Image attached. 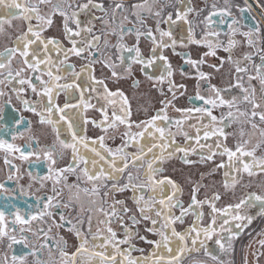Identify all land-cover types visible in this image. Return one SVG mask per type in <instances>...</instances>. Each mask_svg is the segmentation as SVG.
<instances>
[{"label": "snow or ice", "instance_id": "6c2138e0", "mask_svg": "<svg viewBox=\"0 0 264 264\" xmlns=\"http://www.w3.org/2000/svg\"><path fill=\"white\" fill-rule=\"evenodd\" d=\"M176 2L185 5V0ZM112 3L111 8H105L97 0H0V8L15 10L0 15V33L4 32L5 22L11 26V20L17 16L27 22V29L15 37L12 46L0 51V101L8 95L5 89H10L23 111L34 113L39 118V124L52 127L60 148V152H57L56 144L41 148L39 141L32 136L27 138L28 143L24 146L0 139V150L5 152V164L17 172L19 169L9 159L10 156L21 161H29L30 157L35 156L39 161L43 153V159L48 165L47 174L29 175L39 185V189L45 188L48 182L52 185L51 194L36 197L34 211L21 213L17 208L11 224L5 212L0 211V244L7 240L9 249L15 244L29 249L20 255L13 254L12 264H27L29 256L34 258V264H57V254L59 264H183L186 256L201 250L217 264H226L207 248L206 241L218 237L214 242L221 253L232 252V241L239 232L233 230L231 221L246 220L250 224L252 217L241 215L239 209L244 205L254 206L255 202L260 203V214L264 215V195L250 192L238 203L218 208L220 192L205 194L200 199L199 193L205 185L197 182L192 185L190 200L185 207L181 199V185L163 175V165L165 161L176 158L177 154H182L179 159L185 165L214 163L217 156L226 157L209 172L212 175L217 169L225 170L223 188L226 192L240 183L243 174L248 177L264 174V155H257L258 149H264V128L257 123L258 118L259 123L264 124V33L259 25L243 31L240 20L231 11L230 0H224L225 7H218V0H214L211 10L199 21L204 25L199 38L196 37V20L188 17L190 13L199 17L205 9H194L190 6V0L187 6L175 9V19L173 12L167 11V7L171 6L170 0H136L128 6L126 0H112ZM41 5H48V11L42 13ZM97 10L103 15H94ZM238 10L241 16L249 11L247 8ZM57 15L62 17L63 38L68 46L54 37L46 38L42 35ZM82 15L87 17V21L80 19ZM33 20L37 21L36 25L31 23ZM148 20L155 21V29L148 26ZM96 21L100 23L98 30ZM177 21L188 25L186 41L173 38L171 27ZM161 23L168 24L169 30L161 29ZM154 33L159 34V39ZM128 36L135 37L134 45L125 43ZM222 36L227 38L226 42ZM237 36L242 37L243 41L238 40ZM141 37L151 41L153 54L157 49L164 48H172L175 52L178 43L182 47L195 44L207 49L198 59H192L189 53L180 54L187 64L197 70V92L194 99L201 101V105L191 108L176 106L177 93L183 95L181 90H186V85L177 84L172 79L173 69L167 57L160 55L145 60L139 47ZM241 43L252 51L244 52L237 58L233 53ZM111 49L116 50L120 66L125 65L124 53L129 54L127 59L130 63L125 67L128 76L132 75V63L152 67L156 60L164 61L167 76H149L148 79H157L161 84L166 82L171 95L165 94L163 88L158 89L163 97L159 101L161 106L148 119L133 121L130 102L124 92L120 89L110 90L103 78L95 77L92 66L102 63L109 69L110 78H125L124 74L116 70L118 65L110 62L111 55L100 59ZM218 49L227 53L226 59L217 57ZM53 51L57 53L55 59L49 54ZM72 56L87 63L77 71L74 64L68 63ZM254 56H259V63L253 61ZM208 57L217 58L218 63L208 64ZM14 59L20 65L15 69L12 66ZM225 63L234 68V73L230 74L235 84L229 87L238 88L240 94L226 98L223 93L228 89L214 84L208 87L211 95L202 93L200 81L211 80L212 74L202 71L201 66L208 64L209 68L218 73ZM249 64L252 65L251 71ZM84 73L88 74L87 91L95 94L98 102L104 101L99 108L89 102L90 97L84 94L85 88L77 83ZM62 80L64 83H60ZM253 81L259 82V90ZM138 83L134 81V85ZM73 89L80 92L79 104L75 107L95 108L100 112L102 119L86 123L90 122L93 127L100 128L104 135L87 138L73 130V125L69 124L71 142L61 138L58 124L65 117L60 115L59 120L55 117L64 113L69 104L60 107L55 101L61 92L68 94ZM29 91L37 98L35 101L25 98ZM11 102L9 96L7 103ZM242 104L250 106L251 110L247 107L242 109ZM109 106L112 108L110 116ZM170 108L178 116H170ZM215 109L227 111L217 116L214 114ZM2 113L3 105L0 103V121L4 119ZM10 123L11 128L4 124H0V128L11 132L13 140L23 138L21 128L31 131V121L25 125L23 116L13 117ZM233 124L241 127L239 138L230 147L226 141L229 136L236 134L227 129ZM245 124L250 126L247 133L243 127ZM121 126L124 128L120 133L121 143L115 147L109 146L106 140H115V133ZM133 128L138 131H133ZM187 129H192L194 135ZM110 130L113 131L111 136L108 135ZM257 131L260 139L253 144L252 138ZM177 136L183 137L184 145L175 144ZM193 140L195 144L190 145L189 142ZM81 147L93 155H86ZM68 149L71 151L69 164L56 167L57 159ZM190 155H198L199 160L189 159ZM69 176L75 177L71 183ZM12 178L9 175V179ZM203 178L204 174H201V180ZM3 187L0 184V189ZM126 193L131 195L126 196ZM205 206L210 210L206 224L203 223L205 213L202 210ZM62 209H69L70 212L66 215ZM189 214L193 216L191 223L177 230L175 226L183 225ZM17 225L21 233L19 239ZM141 225H144L143 233H151L158 239H148L147 235L142 234ZM234 227L242 230L247 224L237 223ZM60 229H66L75 237L73 251H67L68 241L60 234ZM23 233H31L36 242L32 243L31 237ZM136 241L151 245V249L146 253L137 246ZM258 243L264 247V239ZM45 250L48 252V260L42 259ZM134 252L140 254L133 255ZM0 264H8L7 255L0 259Z\"/></svg>", "mask_w": 264, "mask_h": 264}, {"label": "flooded vegetation", "instance_id": "af4514ba", "mask_svg": "<svg viewBox=\"0 0 264 264\" xmlns=\"http://www.w3.org/2000/svg\"><path fill=\"white\" fill-rule=\"evenodd\" d=\"M98 3H102L105 8H111L113 6L112 0H97ZM136 0H126V6L135 3ZM214 2V0H190V6L193 7L194 9H205L204 12L200 14L199 17L195 16V13H190L189 14V19H195L196 20V37L199 38L202 35V31L204 29V25L200 24L199 21L203 19V16L208 14V11L211 10V5ZM171 6L167 7V11L173 12V19H175V9L178 7H184L188 5V0H185V5H180L176 2V0H170ZM218 7H225L224 0H218L217 3ZM41 12H47L49 6L48 5H41ZM230 7L233 15L240 20L243 31H247L249 27L259 25L260 28L262 29V33H264V0H230ZM239 8H247L249 11L245 12L243 16H241L240 11L238 10ZM9 11H15V10H9L6 8H0V15H7ZM96 16H101L103 13L101 11H95L93 13ZM167 12L165 13V15ZM82 21H87V17L82 15L80 17ZM33 25H36L37 21L33 20L31 22ZM96 24V29L98 30L100 28V23L99 21L95 22ZM147 24L149 27H152L155 29V21L154 20H148ZM130 26V25H129ZM4 27V32L0 33V51H3L6 47H11L12 46V41L15 40V37L20 35L22 31H25L27 29V22L22 20L19 16L11 20V26L7 22L3 25ZM161 29L167 31L169 30V25L165 23H161L160 25ZM222 28L224 26H221ZM187 29L188 25L183 24L181 21H177L175 25H172L171 30L173 32V38L176 39L177 41H180L181 39H185L187 37ZM157 38L159 39V34L154 33ZM44 37H54L58 40H60L65 46L67 45V41L64 40L63 38V28H62V17L60 16H54L53 17V24L50 27H47L46 31L42 33ZM222 39L225 40L226 42V37L222 36ZM166 41L168 40L167 37L164 38ZM238 40L243 41V38L240 36H237ZM114 42V38H112ZM125 43L129 46H132L136 43L135 37L134 36H128L125 38ZM139 47L142 51V54L145 57V60L153 58V56H160L163 55L167 57L168 62H170L172 69H173V76L172 79L177 83H183L186 85V90L182 89L181 91L184 92L183 95H178V99L175 101V104L177 107H183V108H191L194 106H199L201 105V101L194 99L196 92H197V80H196V69L193 68L191 65L187 64L185 62V59L182 57L183 53H189L191 55L192 59H198L199 56L207 51L206 48L202 46H198L195 44H188L187 47H182L179 43L176 45L175 52L173 51L172 48H164V49H157V51L153 54L152 53V48L153 45L150 40L144 39L141 37L140 42H139ZM252 51L251 49L245 47L243 43L234 50V56L237 58L241 57L244 52H250ZM179 53V54H178ZM53 59L56 58L57 53L55 51L49 53ZM62 55V54H61ZM108 55L112 56V61L110 62H115L118 67L117 71L124 74L125 78L123 79H113L111 77V73L108 68L104 67L102 63H97L93 65L92 67L94 68V75L97 79L103 78L105 80V83L108 85L109 89L112 91H116L117 89H120L121 91L124 92V94L128 97L130 106H131V119L133 121H141V120H146L148 119L151 115L155 114V111L161 106L159 101L163 99V97L160 95V92L158 91L159 88H163L164 93L167 95H171L168 93V84L165 82L161 84L157 79H148L149 76L157 78L160 77L162 74L164 76H167V73L165 71V65L164 61L161 60H156L154 66L152 67H145L140 64L132 63L131 64V69H132V75L127 79V74L125 73V67L130 61L127 59L129 54L127 52L124 53V56L126 58L125 65L120 66L119 65V60L117 59V54L115 49H111L110 51L106 52L104 56H101L100 59H106ZM217 57L219 58H225L227 57V53H225L222 50H217ZM208 64L212 63H218L217 58L214 57H208ZM253 61L255 63H259V56H254ZM68 63L74 64L76 66V70L79 71L80 66L83 64H86L87 61L78 59L75 56L70 57ZM208 64L202 65L201 70L209 73H213L214 71L208 67ZM13 68H17L20 65H18L15 61L13 60L12 64ZM250 71L252 69V65H248ZM143 69V71L141 70ZM224 71H227L229 73H234V68L232 66L228 65L225 63L224 65ZM226 75V74H225ZM181 76V77H180ZM233 76V75H232ZM46 78V77H45ZM227 79V78H226ZM245 81H247V77H244ZM230 80L233 81L230 82ZM134 81H139L138 85H134ZM228 86L226 87H220L222 89H228L225 93L226 98H231L232 96H236L240 94V90L235 87H229L230 85L235 84L234 79H229ZM140 82L142 84H147L151 85L153 87V91L147 92L141 89ZM190 82L193 83V86H190ZM60 83H64V81H60ZM83 88H85V96L90 97L89 102L93 105H96V108H99L101 104L104 103L103 100H100L99 102L95 98V94H90L87 89L89 88V81H88V74L84 73L80 80L77 81ZM256 88L259 90L260 85L258 81H253L252 82ZM209 84H213L212 80L209 81H200V91L204 93L205 95H211V93L208 91ZM215 85V84H214ZM2 87V86H0ZM218 87V86H217ZM141 90V91H140ZM6 92H8V95L3 98V101H0L3 105V116L4 119L0 121V124H4L6 127L11 128V120L13 117H24L25 125L29 121H31V131H24L23 128H21V131L23 132V138H17L13 140L12 134L9 131H6L3 128H0V139H4L8 142L14 143L18 146H24L28 143V137L32 136L35 137L36 140L39 141V145L41 148H46L50 147L53 144H56L57 146V152H60V148L58 145V142L56 140V133L53 131L52 127L50 125H40V127L46 128V132L43 130L38 131L36 128V124L39 122V118L32 112L28 111H23L21 109V106L19 102L16 100L15 94L10 91V89H5ZM145 95L146 100L145 102L141 105L138 106L135 104V98L136 95ZM9 96H11V104H8L7 101L9 99ZM192 97L193 99H189ZM27 99L35 101L37 98L29 91V93L26 95ZM79 99H80V92L73 89L70 91L68 94L61 92L58 97H56V104L59 105L60 107H63L65 103L69 104V107L65 109V112L62 114H57L55 119L59 120L60 115H64L65 119L62 121H59L58 127L61 133V138L71 142L72 139V133L69 130L68 125L72 124L73 125V130L77 131L80 135H84L87 138L94 139L100 135H104V133L101 131L100 128L93 127V125L90 122L86 121H91V120H97L99 121L102 119L101 114L99 111H97L95 108H87L85 109L83 106L80 108L75 107V105L79 104ZM156 101V104H155ZM245 107L248 108L247 105H241V108L244 109ZM251 110L250 108H248ZM137 110H141L142 113H139ZM112 108L111 106L108 107V112L109 116L111 115ZM222 111H227V109H215L214 114L219 116ZM168 114L170 116H178V113H176L174 110L171 108L168 110ZM195 122V121H192ZM42 129V128H41ZM124 130L123 126L120 127L119 131L115 133L116 139H107L106 143L111 146L115 147L116 145H119L121 143L120 140V133H122ZM174 130V129H173ZM190 133L194 135V132L192 129H187ZM133 131H138V129L133 128ZM228 132L230 133H235V124H233L231 127L227 129ZM113 134V131L110 130L108 135L111 136ZM231 136H229L230 138ZM228 140L226 143L230 147L234 146L235 143H232L231 141ZM214 140V138H213ZM255 144L256 142H252ZM176 145H184V140L183 137L177 136L176 137ZM190 145H194L195 141H190ZM98 147V146H97ZM175 149V145L173 146V151ZM136 149H129V151H135ZM81 151L85 152L86 155L92 156L93 154L83 147H81ZM17 156L19 154H16ZM182 154H177L176 156H179ZM257 155H264L262 154V150L257 152ZM9 159L12 160V163L15 164L19 171L17 172L15 169H12L9 165L5 164V152L3 150H0V184H3V189H0V211H4L6 215V219L8 220L9 224H11V221L15 218V212L16 209L19 208L21 213H27L30 210L34 211L35 210V205H36V197L37 196H43V195H49L50 189H36V188H25L23 184L21 183V176L26 175L30 180H32L31 176L29 173L32 175H36L37 173L41 175L47 174V163L43 159V153H41V159L39 161L36 160V157H30L29 161H21L20 159L12 158L11 156ZM189 159L193 161H198L199 156L198 155H190ZM71 160V151L70 149L64 150V154L62 157H59L57 159V164L56 167H65L69 164ZM221 160H226V157H220L217 156L215 158L214 164L220 163ZM213 162H208L204 163L205 165H211ZM166 161L163 165L164 167V172L163 175L169 176L175 181H177L182 189H183V184L180 180L174 178L170 173L166 172L165 168ZM195 164H201V163H195ZM194 164V165H195ZM82 166V165H81ZM209 167V166H208ZM225 170L222 169V174ZM9 175H12V179H9ZM18 177V179H17ZM224 177V176H223ZM75 180L74 176H69V182H73ZM51 184V182H49ZM191 188L188 191L187 197H184V193L181 196V199L183 200L185 207H187V204L189 203L190 200V192ZM213 192H218L216 190L209 192L207 195H211ZM254 192V191H246V195L242 196L240 198L243 199L245 198L248 193ZM27 193V195H25ZM255 193V192H254ZM126 196H130L131 193H126ZM260 195V194H257ZM205 195H202V190L199 193L198 198L203 199ZM65 198H67V193L65 192ZM238 203V202H237ZM130 204V202H129ZM230 204H235V202H231ZM227 204H222L221 201L219 200L217 202V207L222 208ZM29 206H32L31 209ZM261 205L259 202H255L254 206H248L244 205L239 209V213L241 215H248L251 217H255L258 215L257 209L260 210ZM65 214L67 215L70 210L69 209H62ZM203 212L205 213L204 215V220L203 223H208L209 221V216L208 212L210 211L207 206H205L203 209ZM178 214V210H177ZM236 213L234 212L233 215ZM56 219H59V216H56ZM193 219V216L189 214L185 218V223L183 225L177 224L175 227L177 230H181L185 227H187ZM254 220L251 221V223ZM247 224V227H242V231L240 229H235V224ZM250 224L245 221H231V224L233 226L234 231H238L240 234L237 237H242L241 235L245 233V229L250 227ZM150 226V225H149ZM17 227V239L20 238L21 233H19V225ZM144 227V225L142 226ZM85 228H87V224L85 223ZM55 231V230H54ZM60 234L65 236V238L68 241V248L67 251L71 252L74 250V245L76 244L75 237L68 233L66 229H60L59 230ZM148 236V239L150 240H155L158 239L157 236L152 235L151 233H143ZM23 235L31 237V233H23ZM264 239V230H262V238ZM260 239V240H261ZM215 240V237H214ZM214 240H208L206 241V246L207 248L213 252L212 247L215 246ZM31 242L35 243L36 238L31 237ZM8 241L5 240L3 244H0V259H2L5 255L8 256V264H10V257L13 254L20 255L23 254L24 252L28 251L29 249H25L23 245L21 244H15L11 249L7 247ZM138 247H141L145 250L147 253L151 249V245L145 244L143 242L136 241ZM253 254L252 256H244V259H246L247 264H264V261H262V246L259 243H255L253 246ZM140 253H133V255H139ZM220 256V252H219ZM259 257V258H258ZM48 252L45 250V252L42 255V259L48 260ZM210 257L204 255L203 250H201L199 253H193L192 256H186L184 260L186 262H199V264H212V261L209 259ZM221 258V256H220ZM28 259L32 262H34V258L29 256ZM55 260L57 261V264H59V256L58 254L55 256ZM211 261V262H210ZM242 264H245V260L242 261Z\"/></svg>", "mask_w": 264, "mask_h": 264}, {"label": "rangeland", "instance_id": "374dc122", "mask_svg": "<svg viewBox=\"0 0 264 264\" xmlns=\"http://www.w3.org/2000/svg\"><path fill=\"white\" fill-rule=\"evenodd\" d=\"M226 74V75H225ZM130 76H127V79ZM181 77V76H180ZM227 78V79H226ZM229 79H234L232 74H230L227 71H224L222 68L220 72H213L212 73V83L215 84L218 87H226L228 86ZM230 82L233 83L232 80ZM141 89L146 91V93L153 91V87L151 85L142 84L140 82ZM190 86H193V83L190 82ZM141 91V90H140ZM146 100L145 95H136L135 98V104L138 106H141ZM156 104V101H155ZM250 108V106H248ZM139 113H142L141 110H137ZM257 123L259 124V127L264 128V124H260L259 120L257 118ZM36 128L38 131L41 132L43 130L46 132V128L40 127L39 123L36 124ZM241 125L235 124V134L234 136H231L229 138V141L232 143H235L236 139H238V132ZM245 132L247 133L250 131V126L247 124L243 125ZM42 128V129H41ZM247 138V137H246ZM260 139L259 132L257 131V134L255 137L252 138V142H257ZM262 150V154L264 153V149H258L257 152ZM209 166V167H208ZM205 165V164H191V165H185L181 162V160L176 156L174 159H170L166 161L165 168L166 172L170 173L174 178L180 180L183 184V193L184 197H187L188 191L190 187H192L193 184L197 182H201L205 185L204 188H202V195L208 194L209 192H212L214 190L220 192L221 194V203L222 204H230L231 202H239L240 198L244 195H246V191H254L256 194L264 195V174H258L255 177H248L247 174H243V178L241 179L240 183L237 184V186L234 189H230L227 192L223 188V182L224 177L222 174V169H217L212 175H209V172L215 167V164L212 163L211 165ZM201 174H204L203 180H201ZM21 183L25 188L31 189V188H39V185L36 184L33 180H30L28 176L22 175L21 176ZM52 185L48 182L46 187L43 189H51ZM259 212V213H258ZM258 215L255 217H252V220H254L249 228L245 229V233L242 234V237H235L232 241L233 243V251L229 253H221L219 246L214 244L215 246L212 247L213 254L221 256V260L225 261L226 264H242V261H244V256H252L253 254V246L255 243H258V241L262 238V230H264V215L260 214V210L257 209ZM220 221H218V224ZM143 225L140 226L141 231H143ZM244 229V228H243ZM242 229V230H243ZM240 230L239 232H241ZM240 234V233H239ZM218 237H215V239ZM214 240V239H213ZM212 240V241H213ZM207 243V242H206ZM219 256V257H220ZM259 258V257H258ZM212 261V264H217L216 261H213L211 258H209ZM262 261H264V247H262ZM210 261V262H211ZM186 262V260L183 261V264H196V262L191 261ZM10 264L11 257H10ZM27 264H34V262L30 261L27 258Z\"/></svg>", "mask_w": 264, "mask_h": 264}]
</instances>
